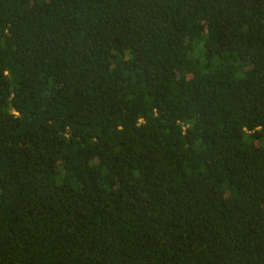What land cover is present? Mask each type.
I'll return each instance as SVG.
<instances>
[{
    "label": "trees",
    "instance_id": "obj_1",
    "mask_svg": "<svg viewBox=\"0 0 264 264\" xmlns=\"http://www.w3.org/2000/svg\"><path fill=\"white\" fill-rule=\"evenodd\" d=\"M0 264H264V0H0Z\"/></svg>",
    "mask_w": 264,
    "mask_h": 264
}]
</instances>
